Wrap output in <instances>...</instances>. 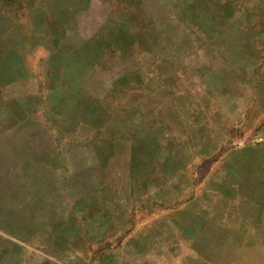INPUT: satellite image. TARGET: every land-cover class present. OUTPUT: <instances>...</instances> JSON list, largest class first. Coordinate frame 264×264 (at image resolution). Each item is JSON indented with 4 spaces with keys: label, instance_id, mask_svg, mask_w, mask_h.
<instances>
[{
    "label": "rangeland",
    "instance_id": "rangeland-1",
    "mask_svg": "<svg viewBox=\"0 0 264 264\" xmlns=\"http://www.w3.org/2000/svg\"><path fill=\"white\" fill-rule=\"evenodd\" d=\"M28 2L35 25L0 0V264H264V0ZM203 4L241 25L223 58L208 48L214 89L190 73V91L154 97L141 30L159 21L176 60ZM137 73L141 103L99 99ZM149 97L191 105L178 122Z\"/></svg>",
    "mask_w": 264,
    "mask_h": 264
},
{
    "label": "crops",
    "instance_id": "crops-1",
    "mask_svg": "<svg viewBox=\"0 0 264 264\" xmlns=\"http://www.w3.org/2000/svg\"><path fill=\"white\" fill-rule=\"evenodd\" d=\"M82 2L79 3L81 5L86 4V0H81ZM25 7L26 11H28L30 14L28 15L29 19L27 18V21L30 22L31 24L35 25V19L33 17L34 12V4L28 2V0H25ZM220 7H225L226 3H221L218 4ZM205 8H203V11L196 13L195 19L191 20V24L193 27L188 28L185 33V38H182V40L177 44L176 42L172 46V49H178V47L184 49L187 48L186 51H179V54L177 56V61L174 59H169L167 54H165V49L168 47L167 46V41H163L162 37V29L157 26L160 25L161 23L159 21H152V26L151 28L145 29L143 28L141 31V42L138 44L139 49H141V53L143 55H146L151 61V65H153L154 72L149 75L148 83H154V97H158L159 95H162L163 93H169V95L176 94L179 91H190L189 89L187 90L186 88H178L179 83L183 82L184 84L187 82H192V78H190V73L195 74V76L198 77V83L200 84V90H207L211 91L214 89V87H210V84L206 80V74L209 73L210 71V66L211 63L209 61V49H212L217 53L221 58L224 56L220 55V49L222 48V43L225 42L226 37H230V39L233 37L234 33L233 30L237 26H241L240 24H237L233 15H230L229 17L226 16V13L224 11L219 12L221 14H218L217 12L210 11L209 8H207L206 4H203ZM47 7V12L49 11V7ZM219 7V8H220ZM73 17L74 14L70 15L69 17L65 15L62 16V18H59V22L57 24V27H62L64 28L67 24L66 19L71 18L68 21L69 25H74L73 24ZM14 18H12L8 23H13ZM126 26L128 28L134 30L136 25L134 23H141L140 20L137 19V21L134 20V23L132 21H124ZM11 23V24H12ZM7 24V28L11 25ZM145 27V26H143ZM228 31H227V30ZM198 31L201 34V41H198V39H195L191 37ZM170 31H166V33H169ZM178 32H176L177 34ZM191 33V34H190ZM0 35H3V30L0 29ZM49 35V34H48ZM170 38L173 37L172 34H166ZM181 37H183V33L180 34ZM222 37V38H221ZM200 40V39H199ZM152 43V44H151ZM201 43V44H200ZM151 44V45H150ZM186 44V45H184ZM170 48V47H169ZM168 48V49H169ZM11 49V46L10 48ZM164 49V50H163ZM143 58V60H144ZM198 59L203 61H197L196 63L194 62L192 65L188 63L189 59ZM146 60V59H145ZM199 60V59H198ZM206 60V61H204ZM169 62V65L167 64ZM178 62V63H177ZM176 63V64H175ZM221 67L218 68L217 72V77L220 78V82L222 83L224 87V82L222 81L221 76L219 75L221 72L219 71ZM125 73V72H124ZM129 74V73H127ZM127 74H123L117 79V83L120 85L118 87H111L108 88L105 91V94H102L99 99L101 101L106 102L108 106H120L119 103L125 98V95L129 91H138V97L133 100V103L139 104L142 101V96L144 95L145 90V85L146 81L144 80L143 75H139L137 73V77L134 76L133 80L138 79L135 83L131 84L130 83V76ZM200 79V80H199ZM81 81V78L79 82ZM197 82L193 81L195 85ZM193 85V84H192ZM201 86L203 88H201ZM220 91L219 89H217ZM225 90V89H224ZM150 91V90H149ZM143 92V93H142ZM224 92V91H223ZM150 93V92H149ZM233 95H231L232 97ZM225 99V96H222ZM174 98V97H173ZM172 97H169L167 100L161 101L159 103L160 106L156 105L155 102L153 103L152 98L149 97V103L153 104L155 113L161 114L163 111H165L166 108L171 109L173 117H175V121H179V113L181 112L182 108H187L188 106L191 105L189 101L178 103V101L175 102V99ZM123 102V101H122ZM116 106H115V105ZM203 105L207 106V103H198L197 105ZM223 101L221 104H217V113L223 111L222 106H223ZM165 105H168L169 107H165ZM180 107V110H179ZM209 107V106H208ZM164 109V110H163ZM123 111H120L119 114H122ZM123 115L126 116V112H123ZM124 116V117H125ZM143 118H140L139 122H142ZM174 121V120H173ZM162 133L163 136H166L167 138H174L172 135L171 130L168 131H161L160 134ZM156 138V137H155Z\"/></svg>",
    "mask_w": 264,
    "mask_h": 264
}]
</instances>
